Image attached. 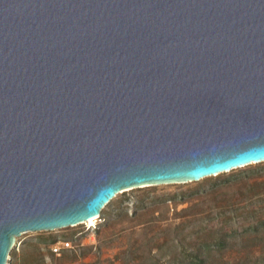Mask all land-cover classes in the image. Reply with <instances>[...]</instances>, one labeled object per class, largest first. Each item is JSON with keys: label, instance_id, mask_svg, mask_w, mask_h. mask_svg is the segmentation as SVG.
Returning <instances> with one entry per match:
<instances>
[{"label": "water", "instance_id": "water-1", "mask_svg": "<svg viewBox=\"0 0 264 264\" xmlns=\"http://www.w3.org/2000/svg\"><path fill=\"white\" fill-rule=\"evenodd\" d=\"M264 162V0H0V264L137 188Z\"/></svg>", "mask_w": 264, "mask_h": 264}, {"label": "rangeland", "instance_id": "rangeland-1", "mask_svg": "<svg viewBox=\"0 0 264 264\" xmlns=\"http://www.w3.org/2000/svg\"><path fill=\"white\" fill-rule=\"evenodd\" d=\"M258 219L264 221V162L198 182L128 190L92 225L21 234L6 264H190L194 257L264 264V226H250ZM65 242L59 254L51 251Z\"/></svg>", "mask_w": 264, "mask_h": 264}, {"label": "trees", "instance_id": "trees-1", "mask_svg": "<svg viewBox=\"0 0 264 264\" xmlns=\"http://www.w3.org/2000/svg\"><path fill=\"white\" fill-rule=\"evenodd\" d=\"M250 214H253L252 216H254L255 212L254 211H250ZM256 219V217H254ZM261 219H258L257 221H255L253 223V225H250L252 226V229L253 231L256 230V228L258 226H264V221H260ZM250 231V230H249ZM219 232V231H217ZM226 236L227 234L225 232H223L219 238V243H217L220 247H224L223 244L225 243V239H226ZM190 264H205V262L203 260H200L198 257H194V261H192Z\"/></svg>", "mask_w": 264, "mask_h": 264}, {"label": "built area", "instance_id": "built-area-1", "mask_svg": "<svg viewBox=\"0 0 264 264\" xmlns=\"http://www.w3.org/2000/svg\"><path fill=\"white\" fill-rule=\"evenodd\" d=\"M62 246H64L65 248H68V247H69V242L55 244V245L52 247L51 251H52L54 254H59L60 251H61L62 249H64V247H62Z\"/></svg>", "mask_w": 264, "mask_h": 264}, {"label": "bare ground", "instance_id": "bare-ground-1", "mask_svg": "<svg viewBox=\"0 0 264 264\" xmlns=\"http://www.w3.org/2000/svg\"><path fill=\"white\" fill-rule=\"evenodd\" d=\"M95 220H96V217H95V219H93V220H89V221H86V222H84V223H82V224L92 225V224L94 223Z\"/></svg>", "mask_w": 264, "mask_h": 264}]
</instances>
